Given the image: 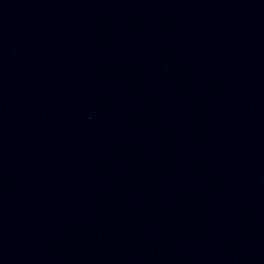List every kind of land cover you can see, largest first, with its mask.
Segmentation results:
<instances>
[{
	"label": "water",
	"instance_id": "1",
	"mask_svg": "<svg viewBox=\"0 0 264 264\" xmlns=\"http://www.w3.org/2000/svg\"><path fill=\"white\" fill-rule=\"evenodd\" d=\"M0 264H264V0H0Z\"/></svg>",
	"mask_w": 264,
	"mask_h": 264
}]
</instances>
